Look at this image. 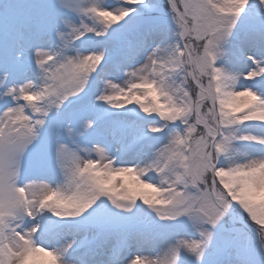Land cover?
<instances>
[{
    "label": "snow or ice",
    "instance_id": "6c2138e0",
    "mask_svg": "<svg viewBox=\"0 0 264 264\" xmlns=\"http://www.w3.org/2000/svg\"><path fill=\"white\" fill-rule=\"evenodd\" d=\"M0 264H264V0H0Z\"/></svg>",
    "mask_w": 264,
    "mask_h": 264
}]
</instances>
